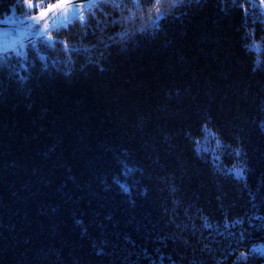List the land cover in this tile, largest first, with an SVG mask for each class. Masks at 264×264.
<instances>
[{
  "label": "trees",
  "instance_id": "16d2710c",
  "mask_svg": "<svg viewBox=\"0 0 264 264\" xmlns=\"http://www.w3.org/2000/svg\"><path fill=\"white\" fill-rule=\"evenodd\" d=\"M262 5L101 0L1 53L0 264L264 262Z\"/></svg>",
  "mask_w": 264,
  "mask_h": 264
},
{
  "label": "water",
  "instance_id": "95a60500",
  "mask_svg": "<svg viewBox=\"0 0 264 264\" xmlns=\"http://www.w3.org/2000/svg\"><path fill=\"white\" fill-rule=\"evenodd\" d=\"M99 1L101 0H68V2L66 4H62L60 8L53 10L58 17L57 20L54 21L50 17H45L40 21L41 28L44 23L49 24L48 30L42 29L43 35H40L39 33L34 34V30H30L25 25L26 19H32L34 16L39 18L38 10L32 14L21 17L9 15L6 18H0V44L6 46L7 49L5 51H0V54L16 50L24 44L36 41L38 38L47 35L49 32L62 25L74 22V20L80 18L88 7ZM56 2L57 0L52 3ZM65 8L68 9V19L67 21H62L59 17L64 13ZM73 8L77 10L76 15H73ZM23 33H27V35H22ZM261 264H264V262Z\"/></svg>",
  "mask_w": 264,
  "mask_h": 264
},
{
  "label": "snow or ice",
  "instance_id": "6c2138e0",
  "mask_svg": "<svg viewBox=\"0 0 264 264\" xmlns=\"http://www.w3.org/2000/svg\"><path fill=\"white\" fill-rule=\"evenodd\" d=\"M68 0H57L56 3H49L46 8H40L38 9L39 13V18L33 17L32 19H26L25 20V25L27 28L30 30H34V34L39 33L40 35H43V30H48L49 29V24L44 23L41 28L40 21L43 20L45 17H50L52 20H57V15L56 13L53 12L54 9H58L61 7L62 4H66ZM171 0H167V4L170 6ZM32 7H35V5H32ZM68 9H64V13L59 17L60 20L62 21H67L68 16ZM77 14V10L73 8V15ZM165 8L161 7L157 9V17L165 15ZM43 29V30H42ZM22 35H27V33H23ZM23 46V45H22ZM6 46L3 44H0V51H5ZM239 174V173H238Z\"/></svg>",
  "mask_w": 264,
  "mask_h": 264
},
{
  "label": "clouds",
  "instance_id": "9594fccd",
  "mask_svg": "<svg viewBox=\"0 0 264 264\" xmlns=\"http://www.w3.org/2000/svg\"><path fill=\"white\" fill-rule=\"evenodd\" d=\"M183 2L184 0H171L170 6L167 4L168 10L171 11L172 8L178 7Z\"/></svg>",
  "mask_w": 264,
  "mask_h": 264
},
{
  "label": "flooded vegetation",
  "instance_id": "af4514ba",
  "mask_svg": "<svg viewBox=\"0 0 264 264\" xmlns=\"http://www.w3.org/2000/svg\"><path fill=\"white\" fill-rule=\"evenodd\" d=\"M244 2H246L247 4H249V3H251V2H253V3H258V2H262L263 3V5H262V8L263 9H261L260 10V12L262 13V14H264V0H243ZM248 6V5H247Z\"/></svg>",
  "mask_w": 264,
  "mask_h": 264
},
{
  "label": "built area",
  "instance_id": "2783aa9c",
  "mask_svg": "<svg viewBox=\"0 0 264 264\" xmlns=\"http://www.w3.org/2000/svg\"><path fill=\"white\" fill-rule=\"evenodd\" d=\"M5 17H7V16H5Z\"/></svg>",
  "mask_w": 264,
  "mask_h": 264
},
{
  "label": "rangeland",
  "instance_id": "374dc122",
  "mask_svg": "<svg viewBox=\"0 0 264 264\" xmlns=\"http://www.w3.org/2000/svg\"><path fill=\"white\" fill-rule=\"evenodd\" d=\"M6 18V17H5Z\"/></svg>",
  "mask_w": 264,
  "mask_h": 264
}]
</instances>
